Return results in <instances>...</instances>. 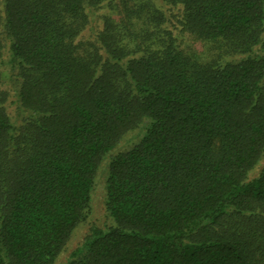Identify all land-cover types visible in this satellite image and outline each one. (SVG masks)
Returning <instances> with one entry per match:
<instances>
[{"label": "trees", "instance_id": "16d2710c", "mask_svg": "<svg viewBox=\"0 0 264 264\" xmlns=\"http://www.w3.org/2000/svg\"><path fill=\"white\" fill-rule=\"evenodd\" d=\"M0 264H264V0H0Z\"/></svg>", "mask_w": 264, "mask_h": 264}, {"label": "rangeland", "instance_id": "374dc122", "mask_svg": "<svg viewBox=\"0 0 264 264\" xmlns=\"http://www.w3.org/2000/svg\"><path fill=\"white\" fill-rule=\"evenodd\" d=\"M95 203H96V208H97V214H96V221H94L96 224H101V219L103 216V210L101 208L102 206V187H100L97 192H96V197H95ZM88 233L87 227H81L80 230H76L74 235L72 236L71 239V247H74L77 243L81 242L84 238V236ZM69 252V250H68ZM67 256V253L64 254Z\"/></svg>", "mask_w": 264, "mask_h": 264}]
</instances>
